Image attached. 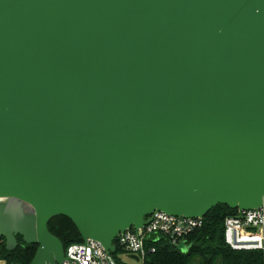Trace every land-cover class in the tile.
Wrapping results in <instances>:
<instances>
[{"label": "water", "instance_id": "95a60500", "mask_svg": "<svg viewBox=\"0 0 264 264\" xmlns=\"http://www.w3.org/2000/svg\"><path fill=\"white\" fill-rule=\"evenodd\" d=\"M217 205H264V0H0L6 249L61 264L63 216L113 255L153 212Z\"/></svg>", "mask_w": 264, "mask_h": 264}, {"label": "built area", "instance_id": "2783aa9c", "mask_svg": "<svg viewBox=\"0 0 264 264\" xmlns=\"http://www.w3.org/2000/svg\"><path fill=\"white\" fill-rule=\"evenodd\" d=\"M143 221L142 227L115 236L119 258L134 254L138 263L143 264L146 250L154 252L152 247L147 248L148 240L171 238V247L175 248L180 243L186 244L189 234L203 227V218L172 216L161 211L145 216ZM223 234L224 244L232 251H257L264 262V205L247 211L235 209L224 217ZM64 253L61 264H117L112 255L91 239L67 245Z\"/></svg>", "mask_w": 264, "mask_h": 264}, {"label": "trees", "instance_id": "16d2710c", "mask_svg": "<svg viewBox=\"0 0 264 264\" xmlns=\"http://www.w3.org/2000/svg\"><path fill=\"white\" fill-rule=\"evenodd\" d=\"M235 209L225 205H217L203 217V227L189 234L186 238L187 251L171 247L165 238L151 239L147 248L152 247L154 252L146 250L143 264H188L191 259H198L201 264H264L261 253L257 251H232L224 244L223 222L224 217L232 214ZM49 232L58 238L64 247L73 242H81L73 223L63 217L56 216L48 221ZM19 238V236H17ZM35 244L18 245L12 251L6 250L0 244V260L7 263L28 264L36 250ZM119 250L116 248L112 255L115 263L120 261Z\"/></svg>", "mask_w": 264, "mask_h": 264}, {"label": "flooded vegetation", "instance_id": "af4514ba", "mask_svg": "<svg viewBox=\"0 0 264 264\" xmlns=\"http://www.w3.org/2000/svg\"><path fill=\"white\" fill-rule=\"evenodd\" d=\"M17 236H19V238ZM14 240H15V242L13 244L9 243L10 244V249H6V250L12 251L13 248H15L18 245H26V243L21 239V236L18 235V234L15 235V239ZM1 242H2L3 246L5 247V240L3 239L2 236H0V244H1ZM3 261H5L6 264H9V263H7L6 259H3Z\"/></svg>", "mask_w": 264, "mask_h": 264}, {"label": "crops", "instance_id": "0c3cea01", "mask_svg": "<svg viewBox=\"0 0 264 264\" xmlns=\"http://www.w3.org/2000/svg\"><path fill=\"white\" fill-rule=\"evenodd\" d=\"M120 261L123 264H139L138 261H135L134 259H130L128 256L120 257Z\"/></svg>", "mask_w": 264, "mask_h": 264}, {"label": "rangeland", "instance_id": "374dc122", "mask_svg": "<svg viewBox=\"0 0 264 264\" xmlns=\"http://www.w3.org/2000/svg\"><path fill=\"white\" fill-rule=\"evenodd\" d=\"M181 244V243H180ZM179 244V245H180ZM188 264H201V262L198 259H191Z\"/></svg>", "mask_w": 264, "mask_h": 264}]
</instances>
